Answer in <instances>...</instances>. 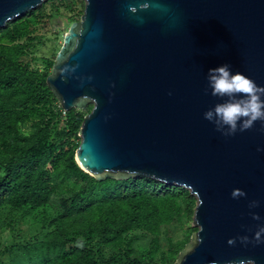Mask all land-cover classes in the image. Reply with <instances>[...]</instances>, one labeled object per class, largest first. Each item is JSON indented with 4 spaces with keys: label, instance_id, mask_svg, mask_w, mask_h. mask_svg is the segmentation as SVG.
Returning <instances> with one entry per match:
<instances>
[{
    "label": "water",
    "instance_id": "obj_1",
    "mask_svg": "<svg viewBox=\"0 0 264 264\" xmlns=\"http://www.w3.org/2000/svg\"><path fill=\"white\" fill-rule=\"evenodd\" d=\"M46 1L0 0V28ZM222 63L264 84V0H85L46 80L65 110L93 104L82 169L149 176L196 198L198 229L173 264H264V243L227 242L264 223L250 215L264 218V132L257 122L225 137L204 119L219 99L205 75ZM234 187L247 195L233 199Z\"/></svg>",
    "mask_w": 264,
    "mask_h": 264
},
{
    "label": "trees",
    "instance_id": "obj_2",
    "mask_svg": "<svg viewBox=\"0 0 264 264\" xmlns=\"http://www.w3.org/2000/svg\"><path fill=\"white\" fill-rule=\"evenodd\" d=\"M37 19L31 9L0 28V208L53 214L37 222L40 234L0 252V264H173L187 243L174 242L172 229L194 196L144 175L99 180L79 166L77 139L93 104L65 110L46 81L54 60L41 69L24 60L19 41ZM139 237L147 247H135Z\"/></svg>",
    "mask_w": 264,
    "mask_h": 264
},
{
    "label": "rangeland",
    "instance_id": "obj_3",
    "mask_svg": "<svg viewBox=\"0 0 264 264\" xmlns=\"http://www.w3.org/2000/svg\"><path fill=\"white\" fill-rule=\"evenodd\" d=\"M74 6L68 7L66 3L56 0H47L42 5L34 8L33 11L38 13L37 24L29 32V35L23 37L19 42L25 46L26 54L23 57L25 61L32 62L36 67H43V59L55 60V57L60 50L66 31L70 25L81 19L85 9V0H73ZM51 73V72H50ZM91 105V104H88ZM87 105V106H88ZM84 108H78L84 110ZM80 141V135L77 139ZM194 207L192 213L186 210L183 216L174 225L172 229L173 241H185L188 243L191 235L196 232L198 227L194 225V212L196 208V198L193 200ZM29 211L28 209H25ZM194 211V212H193ZM23 211H19L12 207L0 208V252H8L11 245L19 241H27L31 235L40 234L39 223L52 213L50 207H43L38 210H33L26 213L23 217ZM20 221L16 223V221ZM41 228V225H40ZM162 241L165 246L168 245V240L165 235L162 236ZM147 247L148 240H142L139 237L135 247Z\"/></svg>",
    "mask_w": 264,
    "mask_h": 264
},
{
    "label": "clouds",
    "instance_id": "obj_4",
    "mask_svg": "<svg viewBox=\"0 0 264 264\" xmlns=\"http://www.w3.org/2000/svg\"><path fill=\"white\" fill-rule=\"evenodd\" d=\"M205 79L207 83L204 91L219 99L204 110L203 117L221 135L233 136L253 128L257 122L260 124L259 130L264 132V84H258L244 72L234 71L229 63L209 67ZM257 151H264V147L258 145ZM246 195L244 189L239 187H234L230 192L233 199ZM259 203L256 199L249 200L248 208H255ZM250 215L257 221L264 219L258 212H250ZM237 239L244 244L264 243V223L256 226L251 237L245 233L230 237L227 242L234 244ZM248 264L256 262L250 259Z\"/></svg>",
    "mask_w": 264,
    "mask_h": 264
}]
</instances>
